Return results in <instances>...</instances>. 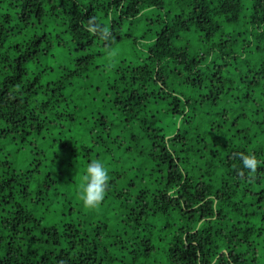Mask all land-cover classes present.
Wrapping results in <instances>:
<instances>
[{
    "label": "trees",
    "instance_id": "obj_1",
    "mask_svg": "<svg viewBox=\"0 0 264 264\" xmlns=\"http://www.w3.org/2000/svg\"><path fill=\"white\" fill-rule=\"evenodd\" d=\"M0 264H264V0H0Z\"/></svg>",
    "mask_w": 264,
    "mask_h": 264
},
{
    "label": "clouds",
    "instance_id": "obj_2",
    "mask_svg": "<svg viewBox=\"0 0 264 264\" xmlns=\"http://www.w3.org/2000/svg\"><path fill=\"white\" fill-rule=\"evenodd\" d=\"M241 162L246 169L254 171L256 168L257 161L252 155L241 154ZM108 179V171L103 162L92 160L87 164L84 182L78 188V197L85 207L93 208L104 199Z\"/></svg>",
    "mask_w": 264,
    "mask_h": 264
},
{
    "label": "rangeland",
    "instance_id": "obj_3",
    "mask_svg": "<svg viewBox=\"0 0 264 264\" xmlns=\"http://www.w3.org/2000/svg\"><path fill=\"white\" fill-rule=\"evenodd\" d=\"M125 27H126L125 31L127 32L130 29V27L129 26H125ZM141 30L142 29H138L137 35L140 34ZM121 47H122V50L115 49L112 52V55L118 54L120 57H123V58H131L130 57L131 55L129 54V52L131 50L130 44L128 42H125L123 45H121Z\"/></svg>",
    "mask_w": 264,
    "mask_h": 264
}]
</instances>
